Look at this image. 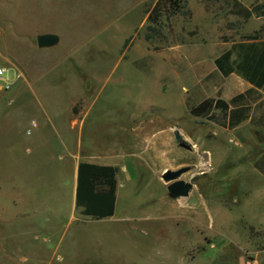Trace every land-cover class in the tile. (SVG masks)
<instances>
[{"label": "rangeland", "instance_id": "rangeland-1", "mask_svg": "<svg viewBox=\"0 0 264 264\" xmlns=\"http://www.w3.org/2000/svg\"><path fill=\"white\" fill-rule=\"evenodd\" d=\"M200 2L207 17L197 0L174 14L161 4L146 40L130 0H0V65L22 74L0 91V212H20L0 224L12 264H264V175L253 165L264 129L188 110L224 88L213 60L247 18L233 0ZM45 33L58 41L39 48ZM78 136L91 155L81 160L129 176L112 217L69 208L73 164L55 161ZM181 167L193 187L172 198L160 174Z\"/></svg>", "mask_w": 264, "mask_h": 264}, {"label": "trees", "instance_id": "trees-1", "mask_svg": "<svg viewBox=\"0 0 264 264\" xmlns=\"http://www.w3.org/2000/svg\"><path fill=\"white\" fill-rule=\"evenodd\" d=\"M165 4L171 12L178 13L184 6L182 0H156L148 15V21L157 23L161 12L159 8ZM236 14L248 18L251 14L264 13V1L251 9L243 7L236 0ZM146 29L151 30V25ZM264 26L252 34L241 36V40L232 43L231 47L222 51L214 58V66L222 76L231 73L239 75L251 84L245 91L231 97L228 101L220 97L205 98L196 105H190L189 114L193 117H202L216 122L222 127L234 129L243 122L259 127L264 125ZM150 40L152 36L145 34ZM129 40L126 41L125 46ZM216 112L219 113L216 114ZM255 134L264 142L260 131ZM254 167L264 175V150L253 162ZM117 168L112 165H99L89 162H80L77 169V185L75 191V205L81 208V214L92 219H102L114 214L116 200Z\"/></svg>", "mask_w": 264, "mask_h": 264}, {"label": "crops", "instance_id": "crops-1", "mask_svg": "<svg viewBox=\"0 0 264 264\" xmlns=\"http://www.w3.org/2000/svg\"><path fill=\"white\" fill-rule=\"evenodd\" d=\"M197 1L202 5V8L204 10V15L207 17V11L205 10L203 4L200 2L201 0H197ZM236 1L239 2L243 7L251 9L252 6L262 3L264 0H236ZM130 2L132 3L133 7H138L140 9L141 18H140L139 27L145 29L146 32L144 34H150L148 32V30L146 29L147 25H150L149 21L147 19H148V15H149L150 11L152 10V8L155 5L156 0H130ZM244 25L248 26L247 27V33H245V35L248 33L250 34L251 32L259 30L262 26H264V13L262 15L251 14L247 18V21H245ZM39 35H41V34H39ZM230 47H231V45L228 44V46H225L222 50L223 51L227 50ZM215 70H216V68H215ZM222 78L225 81L224 82L225 83L224 88L221 89L222 92H221L220 88L217 90V92L220 91V94L216 97H220L225 101H228L234 95L241 93V92L245 91L246 89H248L249 87H251V84L249 82H247L246 80L242 79L239 75L234 74V73H231L228 76H222ZM263 99H264V95H263ZM263 109H264V107H263ZM262 123L264 124V120ZM71 124L73 126L79 125L80 127H82L83 117H81V119H80V117H78V116L72 117V115H71ZM259 127L264 129V125H261ZM223 128L228 129L227 127H223ZM62 146H63L62 148L64 149L62 151L65 152V157H64V155L61 156L59 158V160L55 161V163H56L55 165H56V168H58V167L63 168L65 166V163L67 162L66 159H70V161H72L73 165H72V171H71L72 177H71V182H70L71 188H70V205H69L70 207L69 208L71 211L78 210L81 213V208L76 207V205H75V191H76V185H77V169H78L79 163L80 162H89V163H94V164H99V165H111V164H109V163H97V162L91 161L89 159L81 160L82 157L89 158V157H91V155H88V154H87V156L82 155L83 149L81 146L80 136L77 137V145H76L75 150L71 149L67 145V143H65ZM126 177L129 178V176H126ZM126 177L123 175L122 176L121 175L116 176L117 187H116V200H115L114 212L116 210L119 188L121 187L123 180L127 179ZM165 196H166V194H165ZM19 213L20 212L18 211V213L16 215H18ZM173 214L178 215V212L175 210V213H173ZM16 215L12 214L11 216L7 217V216H5V214H2V212H0V224H5L11 220H14ZM112 216H110V217H112ZM263 252H264V249H263ZM14 258H15V254L12 252V250H10V251L2 250V252H0V264H12V261L15 260ZM20 260H24V261H21V264H24L26 262L27 258L23 257ZM50 260H48L45 264H49Z\"/></svg>", "mask_w": 264, "mask_h": 264}, {"label": "water", "instance_id": "water-1", "mask_svg": "<svg viewBox=\"0 0 264 264\" xmlns=\"http://www.w3.org/2000/svg\"><path fill=\"white\" fill-rule=\"evenodd\" d=\"M58 36L56 34L47 33L38 35L36 45L39 48L49 47L56 44ZM175 138L179 141L180 147L190 150L191 145L182 141L179 134H175ZM189 170V167H181L176 170L166 169L160 174V178L166 184L167 194L172 198L187 197L193 184L189 181L181 179V175Z\"/></svg>", "mask_w": 264, "mask_h": 264}, {"label": "built area", "instance_id": "built-area-1", "mask_svg": "<svg viewBox=\"0 0 264 264\" xmlns=\"http://www.w3.org/2000/svg\"><path fill=\"white\" fill-rule=\"evenodd\" d=\"M20 78L22 74L19 71L0 65V91H9ZM245 264H258V262L255 259H249Z\"/></svg>", "mask_w": 264, "mask_h": 264}]
</instances>
